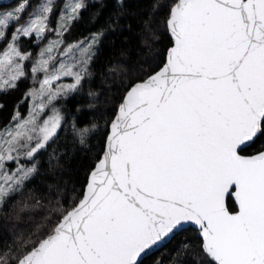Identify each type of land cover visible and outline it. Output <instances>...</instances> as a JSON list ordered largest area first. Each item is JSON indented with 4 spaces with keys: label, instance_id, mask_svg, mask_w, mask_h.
<instances>
[{
    "label": "snow or ice",
    "instance_id": "6c2138e0",
    "mask_svg": "<svg viewBox=\"0 0 264 264\" xmlns=\"http://www.w3.org/2000/svg\"><path fill=\"white\" fill-rule=\"evenodd\" d=\"M87 7L0 5V92L31 82L27 114L17 105L0 130V209L27 192L13 207L47 212L0 248V264H264V0H153L145 23L168 45L121 85L79 195L50 200L30 187L41 157L58 159L65 126L80 145L97 127L67 107L105 36L65 42ZM188 230L195 239L165 256Z\"/></svg>",
    "mask_w": 264,
    "mask_h": 264
},
{
    "label": "trees",
    "instance_id": "16d2710c",
    "mask_svg": "<svg viewBox=\"0 0 264 264\" xmlns=\"http://www.w3.org/2000/svg\"><path fill=\"white\" fill-rule=\"evenodd\" d=\"M61 1L57 3L61 4ZM152 9L153 0H123V6L119 0H91L81 17L70 23L64 36L68 44L85 40L101 29L106 30L98 46L88 84L83 92L74 95L67 104L78 126L91 127L94 124L97 127L89 133L88 142L80 145L71 127L65 126L57 144L53 146L58 159L52 158L51 150L41 157V175L30 185L39 194L50 200L79 195L86 175L103 147L105 124L112 118L122 94L121 85L134 79L140 69L148 68L153 63L152 57L163 53L169 43L167 35L161 31H150L145 23ZM120 11L124 14L117 17L115 14ZM110 24L115 30L109 27ZM30 83L26 81L18 90L7 94L0 92V105H3L0 108V130L9 124L17 105L22 114L26 113L28 102L23 101L22 97ZM90 91L96 95L89 96ZM16 201L31 203L25 192L0 209V248L5 243H12L14 235L32 231L34 224L47 215L43 208L20 212L21 205L13 207ZM44 203L47 204L48 200ZM195 236L194 230L185 231L176 236L162 252L165 256L172 254L183 242L194 240ZM189 264H193L191 257Z\"/></svg>",
    "mask_w": 264,
    "mask_h": 264
},
{
    "label": "rangeland",
    "instance_id": "374dc122",
    "mask_svg": "<svg viewBox=\"0 0 264 264\" xmlns=\"http://www.w3.org/2000/svg\"><path fill=\"white\" fill-rule=\"evenodd\" d=\"M91 0H85V2L88 4V2H90ZM19 2H21V0H18V1H16L15 3H13V4H11V5H9V6H7V7H15V6H17L18 5V3ZM57 2H58V0H57ZM65 2V0H62L61 1V4L60 5H63V3ZM30 3H35V0H30ZM58 21H59V18H58V16H53V18H52V26L53 27H55V26H57V24H58ZM71 22H69V24H70ZM48 39L49 40H54V39H56V36L55 35H51V36H49L48 37ZM73 43H77V42H73ZM73 43H70V44H73ZM97 51H98V49H97ZM29 107V103H28V106H27V108ZM27 114V110H26V113L24 114V115H26ZM2 130V129H1ZM9 167H12V165H9Z\"/></svg>",
    "mask_w": 264,
    "mask_h": 264
},
{
    "label": "water",
    "instance_id": "95a60500",
    "mask_svg": "<svg viewBox=\"0 0 264 264\" xmlns=\"http://www.w3.org/2000/svg\"><path fill=\"white\" fill-rule=\"evenodd\" d=\"M18 0H0V5L9 6Z\"/></svg>",
    "mask_w": 264,
    "mask_h": 264
}]
</instances>
